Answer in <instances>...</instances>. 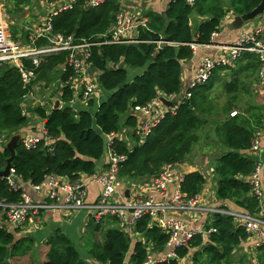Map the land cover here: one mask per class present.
<instances>
[{
    "label": "trees",
    "instance_id": "1",
    "mask_svg": "<svg viewBox=\"0 0 264 264\" xmlns=\"http://www.w3.org/2000/svg\"><path fill=\"white\" fill-rule=\"evenodd\" d=\"M260 1L228 0L224 5V0H194L190 6L186 0H171L164 14L150 11L145 16V27H138L134 37L137 43L129 44L108 43L111 40L108 31L119 10L118 0H104L97 7H90L89 0H76L69 9L52 16L50 22L54 33L72 36L75 44H92L87 64L97 72L101 96L99 100L84 101V109L74 107L75 93L71 87L74 74L66 64L65 52L38 56L37 66L31 58L22 59L24 69L35 75L28 84L23 83L15 67L0 64V135L11 138L27 125L30 118L25 115L22 105L37 82L47 87L59 75L58 99L62 105L61 109L52 110L55 99L52 96L50 106H36L32 110L36 119L43 121L50 143L41 141L31 150H25L21 142L17 144L11 163L16 189L0 178V204L20 202L29 186L40 185L49 176L75 181L95 175L97 163L106 153L105 139L112 134L113 152L124 157L119 164V177L125 181L147 183L165 165L179 168L185 162L193 145L199 141L198 132L211 117L214 118V134L226 149L215 160L213 168L218 207L249 217L262 216L260 202L249 182L256 163L246 152L251 148L255 132L264 128L263 115L259 108L252 106L229 116L235 108L232 103L258 68L255 55L245 54L236 64L240 76L223 84L230 101L221 108V120H218L216 97L211 98L210 94L219 75L231 68L216 69L207 83L189 90L190 98L183 100L175 114L166 112L144 140L135 133L137 118L130 114L135 107L147 106L160 94L166 97L179 95L183 64L194 55L191 44H211L212 35L220 31L226 16L247 14ZM26 2L10 0L16 10ZM192 17L199 20L195 36L191 31ZM162 40L173 45L158 46L156 42ZM33 44L35 48L44 47L46 41L37 40ZM128 69L137 72L130 81ZM79 95L82 100V94ZM123 128L129 131L130 145L117 137ZM9 156L3 147L0 171ZM182 175V193L187 198L200 196L206 184L203 174L196 171ZM19 228L14 229L15 233L10 232L0 218V264H13L10 260L31 253L34 239L18 234ZM202 231L206 237L195 234L186 247L176 251V258L156 264H179L188 257L191 258L189 264H232L233 254L251 239L245 227L230 215L212 214L204 222ZM130 232L136 237L133 240L127 233V226L115 217L106 216L99 221L90 218L83 240L86 253L98 264H124L126 259L130 264H144L148 250L152 253L166 250L168 235L152 224L147 215L131 225ZM97 234L101 236L100 242L96 240ZM45 245L47 252L42 264H90L59 230L47 238ZM256 250L259 264H264V248Z\"/></svg>",
    "mask_w": 264,
    "mask_h": 264
},
{
    "label": "built area",
    "instance_id": "2",
    "mask_svg": "<svg viewBox=\"0 0 264 264\" xmlns=\"http://www.w3.org/2000/svg\"><path fill=\"white\" fill-rule=\"evenodd\" d=\"M75 1L54 0L51 2L54 10L50 13L43 26L35 32L34 36L32 38L30 36L31 45L37 40L43 39L46 41V45L39 48L29 47L20 49L9 40L5 15L0 7V64H8L15 67L23 83L28 84L35 78V75L32 71L24 69L21 63L22 59L31 58L33 65L37 66L38 56L65 52L67 53L66 64L74 74L71 80L72 89L76 88L78 90V87L81 88L80 93L82 94L83 101H87L88 99L99 100L101 94L97 83L89 73V65L87 64L92 44L85 42L75 44L72 36L67 37L52 31L51 17L69 9ZM130 1L140 2L147 0ZM103 2L104 0H89L88 5L90 7H97ZM186 3L192 6L194 0H186ZM258 19L259 25L252 31L242 34L232 43L214 46V55L205 56L199 61L192 71L189 90L207 83L216 69L235 68L236 64L243 59L246 53L257 57L258 65L260 66L258 76L261 80H264V13ZM145 24V20L136 22L124 12H117L114 16V25L108 31L111 39L108 43H137L134 38L136 36L134 29L140 26L145 27ZM214 37H216V33L212 35V38ZM156 43L158 46L173 45L163 40ZM205 46L211 45L200 46L191 44V49L195 52L197 48ZM166 98L170 100L172 97ZM189 98L190 94L188 91L183 98L173 101L174 107L171 109H167L158 98L145 107H135L133 111L143 116L140 125L137 123L135 130L137 136L141 140H144L152 129L159 125L166 112L170 111L172 114H175L183 100ZM235 115L236 112L230 113V117ZM39 122L40 131L38 135L25 134V137L21 140V144L25 150L35 148L41 141H45L47 144L50 143L47 132L43 127V121L39 120ZM113 137L114 135L112 134L105 139V155L108 159V166L103 173H96L91 176V179H78L75 181L49 176L40 185L29 186L28 190L41 195L42 201H34L26 191L22 194L20 202L16 204H0V208L4 212L6 226L17 228L27 222H33L44 210H55L62 213H77L81 211L91 214L92 218L96 221L106 216L115 217L127 226L131 234V225L142 216L147 215L150 222L158 226L169 237L165 247L166 250L163 253L161 252L158 258L149 255L144 263L156 264L176 258V251L182 247H186L195 234L201 233L203 237H206V233L202 231V228L199 231L188 230L187 224L180 217L184 214L196 216L206 212L210 215L222 214L233 216L236 222H240L250 233L251 239L254 240V247L264 248V218L261 215L259 217H249L244 214L223 210L220 207L209 208L202 205L201 196L199 195L187 198L180 189L183 175L181 172L179 174L178 171L180 170L172 165H165L155 178L147 182L146 186L152 189L154 197L143 198L135 196V194L133 197H130L129 191L128 196H126L123 189L125 185L124 180L118 175L119 163L124 160V157L113 152ZM255 137L250 150L258 152L261 145ZM5 145L6 139L0 135V150ZM260 172V166H256L249 178V182L253 188L254 195L262 206ZM6 180L16 189L13 169H10V176ZM90 184H95L101 189L99 198L94 204H89L86 201L87 188Z\"/></svg>",
    "mask_w": 264,
    "mask_h": 264
},
{
    "label": "crops",
    "instance_id": "3",
    "mask_svg": "<svg viewBox=\"0 0 264 264\" xmlns=\"http://www.w3.org/2000/svg\"><path fill=\"white\" fill-rule=\"evenodd\" d=\"M171 2V0H158V1H140V2H135V1H130V0H118V6L119 10L118 12H124L125 14L131 16L136 22L137 21H146L145 16L150 12L154 11L159 14H164L166 7L168 4ZM226 21L222 22L221 24V29L218 33H216V37L212 38L211 46H205V47H200L197 48L194 52V55L192 59L189 61L185 62L183 64L182 68V73H181V89H180V94L177 96L172 97L170 100L175 101V100H180L183 98L186 93L189 91V86L191 83V77H192V71L193 69L198 65L199 61L205 57V56H211L214 55V49L213 47L219 44H228L234 42L239 36H241L244 33L252 31L254 28H256L259 25V19H256L253 22L246 23L240 30L234 31L231 29V22L233 19V15L229 14L228 16L225 17ZM30 39V38H29ZM238 70L237 65L235 68H231V71L233 70ZM234 70V71H235ZM260 70V66L258 65L257 70L253 74V77L251 79H256L258 80V85L256 84V90L255 92H260L261 94L264 92V80H261L258 76V72ZM129 74V81L136 75L137 72L132 71L130 69L127 70ZM89 73L91 76H93L95 82L97 83V72L89 66ZM98 85V84H97ZM75 103L74 106L77 107V109H84L85 108V102L83 100H79V93L78 90L75 91ZM160 96H164L163 94H160ZM166 98V96H164ZM167 99V98H166ZM168 100V99H167ZM53 104V103H52ZM60 107H62L60 103ZM259 107L260 111L262 112L263 115V126H264V106H257ZM232 112H235L234 110ZM130 114H135L137 118L138 125H140V122L143 119V116L139 113H135L133 110L130 111ZM124 121V118H122V122ZM33 122V123H32ZM30 127L34 129L30 135H38L40 131V122L39 120H31V124L29 125ZM31 129V130H32ZM30 130V131H31ZM129 131L126 128H123L117 135L119 138H123V140L130 145L131 144V139H127L125 136L123 137L122 134H127ZM255 138H257L260 142L261 148L258 152H253L249 150L246 152L247 156L251 157L254 162L256 163V166H260V182H261V191H262V216L264 217V128L263 130L259 129L255 132ZM214 139V138H213ZM226 151L225 147L222 145V148L220 147L217 156L214 158L213 166L210 169V172H212V179L215 178V186L212 188V191L210 189H207V186L209 184V180L205 174L204 171H201V167L196 166L195 164H188L187 162H184L183 164L180 165L178 168L182 174L184 173H189V172H200L203 174L206 180L205 187L203 191L201 192V203L202 205L213 208V207H218V204L216 203V198H215V190H216V177L214 175V165H215V160L219 158V156ZM209 164L208 161L205 159V163L202 164V166ZM107 166V156L104 155V157L97 163V171L96 173H101L104 171V169ZM124 191L125 189L129 191L130 197L135 196L138 197H154V194L152 192V189L148 186H146L145 181L141 184H134V181H125L124 180ZM100 187L95 185V184H90L87 188V196H86V201L89 204H93L96 202V200L99 198L100 195ZM27 192L29 193V196L34 200V201H42V196L39 195L38 193H35L31 190L27 189ZM157 199V198H156ZM210 200V201H209ZM2 210V209H0ZM2 222L6 226V222L4 220V212L2 210ZM86 212H67V213H62L59 211H46L42 214H40L38 217L34 219L33 222H27L24 224V227L19 228V233L20 235H28L31 238L34 239V246L32 248V251L30 254L27 256L21 258V259H15V260H10L13 264H30V263H38L42 264L45 261V255L47 252V246L45 245V242L47 238L56 230L61 231L63 234H65L68 239L72 242L74 245V248L77 250V252L80 253L81 257L85 260H87L90 264H98L95 261L91 260L90 257L86 252H84L83 248V240L82 236L85 233V226H86V217H87ZM185 223L187 224L188 230H201L203 224L205 221H207L211 215L209 213H202L201 215H192V214H184L183 216H180ZM88 220V219H87ZM9 231V227H7ZM15 233V230L12 231ZM127 233L133 236V234L129 233V229L127 228ZM18 235V236H20ZM135 237V236H133ZM96 240L98 242L101 241V236L100 238L97 237L96 235ZM245 245V246H244ZM243 246L244 247H254V240L249 239ZM160 253H152L151 255L155 258L159 257ZM189 258H186L182 261L179 262V264H189ZM124 264H130L129 260L126 259Z\"/></svg>",
    "mask_w": 264,
    "mask_h": 264
},
{
    "label": "rangeland",
    "instance_id": "4",
    "mask_svg": "<svg viewBox=\"0 0 264 264\" xmlns=\"http://www.w3.org/2000/svg\"><path fill=\"white\" fill-rule=\"evenodd\" d=\"M227 2L228 0H224V5H226ZM0 7L5 15V23L7 26V34L9 40L14 45H17V47H19L20 49L34 47V45H31V43L29 42L30 36L31 38L32 36H34L35 32L43 26L50 13L54 10V7L51 6L50 0H27V2L23 4L20 10H16L15 8H13V5L12 3H10V0H0ZM225 21L226 18H224L222 22ZM234 70L233 72L229 70L227 72L222 73L221 75H219L218 81L213 83L214 85L211 90L210 97H216L218 106L217 113L219 116L218 120H221L222 117L221 108L227 105L228 101H230V95H227L224 92L222 86L224 83L230 82L234 78H238V76H240L238 70ZM61 71L62 70H60L58 73H60ZM54 80L55 81L49 84V86L47 87L45 86V84L39 82L33 85L29 95L26 97L22 105L25 115L28 116V118L30 119L27 125L24 128L20 129L15 135L32 133L34 129H32L31 127L29 129V125L31 124V120H37L36 116L33 115L32 110L36 106H50L52 102V96L55 99L59 98V91L61 88L58 81L59 75L55 76ZM252 80L254 81L251 83L250 81ZM246 82L248 83V85H245L243 90L239 93L236 102L232 103L235 107L233 110L238 113L247 111L252 106H264V92L262 94L259 91L255 92V90L257 89L256 84L258 83L256 77H254V79L247 80ZM75 91H77L76 88H74V93H76ZM80 91L81 88L78 87V92L80 93ZM74 107L77 108L76 106ZM213 122L214 118L209 117L207 119L203 130L198 132L199 141L195 145H193L192 151L185 159V162H187L188 164H195L196 166L202 168L201 171L205 172L209 180L207 189H210V191H212V188L215 186V178L212 179L213 177L212 172H210V169L214 164L213 160L217 156L220 147L222 148L219 138H217L214 134ZM2 136L4 139H6L7 143L10 139L9 136H7L6 134ZM122 136H125L127 139H129L128 133L122 134ZM205 159L208 161L209 164L202 166V164L205 163ZM107 166L104 171L107 169ZM104 171H102L101 173H103ZM141 183H143V181H134V184L136 185ZM1 213L2 210H0V218L2 216ZM90 218L93 219L92 216H87L86 222ZM86 236V234H83L82 240H84ZM97 237L100 238V234H97ZM130 238H132V240L134 239L132 235ZM82 249L84 250V252H87V247H85L84 243ZM258 255L259 254L255 247L242 246L240 250L233 254L232 264H259ZM190 261L191 258H189V263Z\"/></svg>",
    "mask_w": 264,
    "mask_h": 264
},
{
    "label": "water",
    "instance_id": "5",
    "mask_svg": "<svg viewBox=\"0 0 264 264\" xmlns=\"http://www.w3.org/2000/svg\"><path fill=\"white\" fill-rule=\"evenodd\" d=\"M264 13V0H261L259 5L253 9L251 12L244 14L242 16H233L231 22V29L234 31L240 30L246 23H250L258 19ZM192 22V35L195 36L197 33V28L199 25V20L196 17L191 18ZM137 32V29H134V33ZM159 101L167 108L171 109L174 107V103L170 100H167L164 96H160ZM60 100L55 99L53 101L52 110H59ZM25 137V134L13 135L5 145V149L9 152L10 156L6 160V164L3 170L0 171V178L6 179L10 176L11 163L15 157L16 146L21 140ZM179 174L181 171H178ZM126 196H128V190H125ZM79 253V252H78ZM80 254V253H79Z\"/></svg>",
    "mask_w": 264,
    "mask_h": 264
},
{
    "label": "bare ground",
    "instance_id": "6",
    "mask_svg": "<svg viewBox=\"0 0 264 264\" xmlns=\"http://www.w3.org/2000/svg\"><path fill=\"white\" fill-rule=\"evenodd\" d=\"M46 20H47V19H46ZM45 22H46V21H45ZM137 29H138V28H137ZM246 54H248V53H246ZM21 63H22V61H21ZM159 97H160V96H159ZM159 97H158V98H159ZM107 162H108V159H107ZM122 162H123V161H122ZM120 163H121V162H120ZM120 163H119V164H120ZM91 178H92V177H90V178H85V179H91ZM100 192H101V191H100ZM94 203H95V202H94ZM94 203H93V204H94ZM0 209H1V208H0ZM46 211H50V210H44V211L41 212L40 214H42V213H44V212H46ZM51 211H55V210H51ZM80 212H81V211H80ZM40 214H39V215H40ZM39 215H38V216H39ZM38 216H37V217H38ZM87 216H91V214H87ZM9 229L11 230L10 232H12V231H14V229H16V228H9ZM151 254H152V252H149V255H151ZM151 256H152V255H151ZM154 258H155V257H154Z\"/></svg>",
    "mask_w": 264,
    "mask_h": 264
}]
</instances>
